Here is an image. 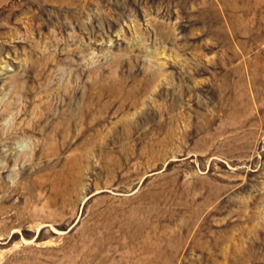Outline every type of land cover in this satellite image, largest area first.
Returning a JSON list of instances; mask_svg holds the SVG:
<instances>
[{
    "label": "rangeland",
    "instance_id": "obj_1",
    "mask_svg": "<svg viewBox=\"0 0 264 264\" xmlns=\"http://www.w3.org/2000/svg\"><path fill=\"white\" fill-rule=\"evenodd\" d=\"M0 264H264V0H0Z\"/></svg>",
    "mask_w": 264,
    "mask_h": 264
}]
</instances>
